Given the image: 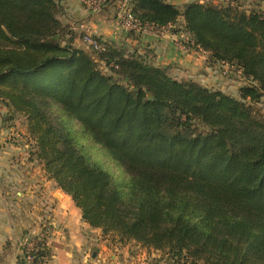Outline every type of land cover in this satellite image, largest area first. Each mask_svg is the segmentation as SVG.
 I'll use <instances>...</instances> for the list:
<instances>
[{
  "label": "trees",
  "instance_id": "obj_1",
  "mask_svg": "<svg viewBox=\"0 0 264 264\" xmlns=\"http://www.w3.org/2000/svg\"><path fill=\"white\" fill-rule=\"evenodd\" d=\"M128 5L142 25L182 18L191 47L248 84L236 98L96 37L100 50L77 48L57 0H0L5 120L23 119L30 160L104 237L158 252L166 264H264V118L254 109L264 97V0ZM68 122L130 179L118 183L91 161ZM31 256L47 264L46 241Z\"/></svg>",
  "mask_w": 264,
  "mask_h": 264
},
{
  "label": "crops",
  "instance_id": "obj_2",
  "mask_svg": "<svg viewBox=\"0 0 264 264\" xmlns=\"http://www.w3.org/2000/svg\"><path fill=\"white\" fill-rule=\"evenodd\" d=\"M57 1L62 9L58 18L63 26L73 29L84 25L94 37L122 47L126 53L145 57L178 81L192 80L238 97V89L243 85L241 75L237 80L232 78L237 77L235 73L223 76L222 66L210 63L208 53L180 45L182 37L187 38L181 30L182 18L171 28L165 27L162 33L124 32L115 19L122 0H111L99 13L87 11L80 0ZM203 1L165 0L177 7ZM64 37L75 47L85 48L78 29ZM5 113L0 103V264H18L22 239L28 232L37 234L39 229L34 225L45 214L52 225L47 264H146L145 253L132 254L128 251L130 245L106 244L99 229H92L81 220L79 209L68 195L60 190L52 192L50 183L37 177L44 172L30 160V146L21 140L22 131L14 123L6 122ZM40 205L49 212L42 214Z\"/></svg>",
  "mask_w": 264,
  "mask_h": 264
},
{
  "label": "rangeland",
  "instance_id": "obj_3",
  "mask_svg": "<svg viewBox=\"0 0 264 264\" xmlns=\"http://www.w3.org/2000/svg\"><path fill=\"white\" fill-rule=\"evenodd\" d=\"M228 1L229 0H204L203 3H201V4H207V3H211V4H227ZM248 1L252 2V0H247V2ZM232 78L234 80H237L239 78V75H237V77H232ZM242 79H243V85L248 84V82L243 77H242ZM254 109L256 110V112H258L264 118V99H262V101L259 104L254 105ZM51 110L56 116L59 115V111L55 107L52 108ZM62 118H64V117H62ZM65 120L67 121L66 118H65ZM6 122L8 124L9 123H14L15 127H17L19 131H22V135H23L22 137L23 138L21 137V140L23 142H26L28 147L30 146L29 150L31 151V147L33 146V141L29 138V136L27 134L26 127H25L23 119H16L14 121H6ZM68 125H69L71 133L73 134V136L76 138L78 144L80 145V147L82 149V152L87 157H89L91 161L96 162L97 164H99L118 183L125 182V181H128L130 179L129 174L125 171V169L121 165L116 163L111 158V156L107 153V151L104 148H102L100 145L95 144L88 137V135H86L82 131V128L77 123H69L68 122ZM41 169H42V167H41ZM41 175H43V176H41ZM41 175H40L41 176L40 177L39 174H38L37 177L41 178V179H45V181L49 182L50 186H51V189L53 190L52 192H55L56 190H58V191L60 190V189L57 188V186L54 183V181H52V180L47 178L45 173H43ZM41 206L42 205H40V207ZM41 208H42V211H41L42 214L44 213V211H46V213L49 212V209H46V207L44 205ZM47 218H48V216L45 214L43 219H41V222L38 221V223H35L34 226L37 227V229H39L37 234H33V233H30V232H28L26 234V236L22 239V241L20 243V251H21V249L24 248L25 243H28V241H30L31 239H38V240L42 239V240L46 241V244L48 243L49 239L52 236L51 235L52 234V225L49 224V221H48ZM99 233L102 236L103 240L107 241L106 244H111V245L117 244V243L112 241V239H113L112 236L104 237L102 235L101 231ZM129 245H130V248H129L128 251H132V254L136 253V256H137V254H141L142 252L145 253V261L144 262L146 264H166V263H168L167 262L168 259L166 257L162 256L158 252H155L153 250H146V249H144V248L140 247L139 245H137L135 243H132V242L125 244V246H129ZM122 246H124V245H122ZM21 253H22V251H21ZM21 253H20V255H21Z\"/></svg>",
  "mask_w": 264,
  "mask_h": 264
},
{
  "label": "built area",
  "instance_id": "obj_4",
  "mask_svg": "<svg viewBox=\"0 0 264 264\" xmlns=\"http://www.w3.org/2000/svg\"><path fill=\"white\" fill-rule=\"evenodd\" d=\"M82 6L92 13H99L104 7L107 6L106 0H80ZM115 19L117 25L124 31V32H140V33H162L165 27L157 28L152 25H142L134 16L132 15L130 5H128V0H122V3L118 6L115 14ZM171 28L170 26H167ZM79 30L80 34L82 35V43L85 49L98 51L101 49V45L99 42L94 38L93 34L91 33L90 29H88L84 25H80L78 28L74 27L72 30ZM183 41L180 45L185 49L192 48L193 45L191 42L188 41V38L182 37ZM177 42V41H176ZM189 43L190 46L187 44ZM178 44V42H177ZM200 51V50H199ZM205 53L204 51H201ZM207 53V52H206ZM221 74L223 76L228 75L229 73H235L240 75V71L234 69L232 66L228 64H223ZM38 239H31L28 243H25V250H26V257L25 261L26 264H33V256H31V252L33 251Z\"/></svg>",
  "mask_w": 264,
  "mask_h": 264
}]
</instances>
